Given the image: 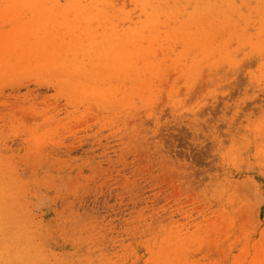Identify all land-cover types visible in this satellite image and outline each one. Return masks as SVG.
I'll return each mask as SVG.
<instances>
[{
    "label": "rangeland",
    "instance_id": "obj_1",
    "mask_svg": "<svg viewBox=\"0 0 264 264\" xmlns=\"http://www.w3.org/2000/svg\"><path fill=\"white\" fill-rule=\"evenodd\" d=\"M0 68V264H264V0H0Z\"/></svg>",
    "mask_w": 264,
    "mask_h": 264
},
{
    "label": "bare ground",
    "instance_id": "obj_2",
    "mask_svg": "<svg viewBox=\"0 0 264 264\" xmlns=\"http://www.w3.org/2000/svg\"><path fill=\"white\" fill-rule=\"evenodd\" d=\"M12 13H13V12H12ZM61 16L67 18V17L64 16L63 14H61ZM90 17H91V16H90ZM52 19H53V21H55V23L58 24L57 29L59 30V32H56V31H58V30H56V31L50 33V34L48 35V38H51V40H62V39H61L60 30H61V28H62L65 24H67V22H66L67 19L59 18V17H55V16H53ZM40 21H41V20H39L38 18H36V23H37V24H40ZM204 22H205V21H204ZM34 30H35V28H34ZM34 30H33V31H34ZM24 33L30 34V33H31V30H28V31H27L26 29L23 30V34H21V37H23ZM32 34H33V33H32ZM24 36H25V35H24ZM24 38H26V37H24ZM24 38L21 39V40H18V41H19V45L22 44V42L26 40V39L24 40ZM35 40H40V39L37 38V39H35ZM48 45H49L48 43H43V42L35 43V46H34L35 49H34V51H32L31 54H36V53L42 54V53H44V51H45V49H46V47H47ZM11 47H12L11 50L14 51L13 46H11ZM13 51H12V52H13ZM36 58H37V57H34V58H32V60H28L29 64H30V65H33V66H37V64L35 63V59H36ZM24 62H25V61H24V59L22 58V55L19 54V56H18L17 58H15V60H14V62H13L12 64H8L6 71H12V70H15V71L12 72V73H15L17 69L20 70V68H22L21 66H22V64H23ZM105 64L107 65V63H105ZM106 65H105V66H106ZM0 69L2 70L3 68H0ZM39 69H42V67H40ZM39 69H36V71H39ZM111 70H112V69H111ZM2 71H3V70H2ZM69 76H70V79L73 78V75H72V74H69ZM71 84H72V82H71ZM60 86H61V87H64V86H65V83H64V82H61ZM66 87H69V86L66 85ZM177 257H179V256L177 255Z\"/></svg>",
    "mask_w": 264,
    "mask_h": 264
}]
</instances>
